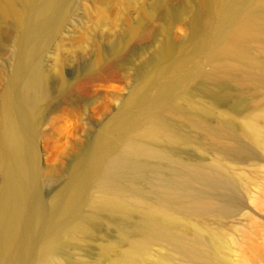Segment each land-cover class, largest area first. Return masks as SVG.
<instances>
[{"label":"bare ground","instance_id":"6f19581e","mask_svg":"<svg viewBox=\"0 0 264 264\" xmlns=\"http://www.w3.org/2000/svg\"><path fill=\"white\" fill-rule=\"evenodd\" d=\"M78 1H0L3 16L13 19L8 33H17L9 94L4 115L0 117V264H65L59 254L67 239L90 231L91 218H97L105 209L113 215L121 210L128 213L139 210L140 215L141 211L144 214L140 221L142 228H138H144L146 237L143 241L135 240L125 250L123 256L130 262L127 264L144 260L150 241H164L174 252L197 264H226L228 242L223 241L218 229L201 227L192 231L193 236H186L187 231L186 240L180 233L184 228L181 221L191 218L201 224L212 219L221 221L229 216L226 215L230 210L241 209L242 203L234 190L237 172L234 174L233 165L256 158L252 144L264 151V116L248 119L239 133L229 125H212L207 120L213 111L211 102H198L195 92L199 84L204 93L210 92L208 80L206 86L202 82L206 79L218 81L216 84L230 79L237 85H245L244 88L248 85L264 91V0H200L207 15L196 7L189 18L187 38L191 55L177 57L178 47L164 38L136 68L130 67L132 59L142 56L134 50L128 57L131 45L148 35L144 31L156 21L161 9L166 8L164 33L186 12L171 15L168 0H151L147 21L139 18L126 22L119 30L104 21L99 32L94 30L91 36L82 33L79 37L73 34L74 20L67 30L70 44L65 45L55 38ZM106 42V62H117V68L128 75L132 71L135 82L117 110L97 131L96 139L75 157L63 182L45 200L43 184L56 182L62 171L54 169L45 175L41 170L36 151L39 128L63 103L61 111L68 105L84 103L79 96L71 95L78 83L64 79L61 72L64 66L87 58L90 61L83 74L97 72ZM51 44L52 65H48L45 54ZM203 138L216 151L211 161L213 166L186 160L178 153L179 148L188 146L204 151V145L208 144ZM152 178L158 181L156 186L151 185L153 193L158 194L156 200L133 198L134 188L139 186H131L132 183L139 180L143 185ZM174 179L184 186L180 187ZM195 183L198 186L192 187ZM141 189L140 192L144 191ZM260 195L261 200L255 202L258 208L254 207L259 209L262 220L258 216L259 225L252 220L258 226L253 229L256 238L252 240L247 232L244 235L246 247L241 264H264V190ZM97 205L103 207L101 211V207L94 208L99 213L91 209L93 217L90 212L85 213L87 208ZM237 212L242 215L244 211ZM245 214L242 219H246ZM190 221L199 227L196 221ZM172 225L174 229L177 225L182 227L178 232L180 237L170 228Z\"/></svg>","mask_w":264,"mask_h":264},{"label":"rangeland","instance_id":"374dc122","mask_svg":"<svg viewBox=\"0 0 264 264\" xmlns=\"http://www.w3.org/2000/svg\"><path fill=\"white\" fill-rule=\"evenodd\" d=\"M199 2L200 0H189V2H186L185 0H168L167 7L168 10L171 11V15H176L179 11H185L186 14L181 19L176 20V22L170 27L169 31L164 33L162 28L164 20L163 14L165 13L166 8H162L157 16L156 21L149 25V28L146 29L147 31H144L145 33L147 32L146 34H148L145 36L146 38L144 37L140 40V42L138 40V42L136 41L131 45L132 50L130 49L131 52L128 53L127 56L130 57L133 51L137 50L142 56V59H139V57L133 58L130 67L132 66L133 68H136L140 66L142 62L140 60L144 61V59L146 60L149 58V56H151L154 52V48H156L159 42L164 38H168L172 44L178 47L176 51L177 57L191 55L190 40L187 38L190 32L189 18L191 14L194 13V9L196 7L201 8L204 16L207 15L206 9H204ZM150 3L151 0H79L74 7L72 16L65 23L64 27L61 29L55 39L61 40L65 45H69L70 39L67 38V30L70 27L69 23L74 20L75 23H73V29L75 31L73 30V34L77 37H79L82 33H86L88 36H91L94 34V30L99 32L100 28L104 27V24H102L104 21L107 26L115 25V30H119L126 22H134L139 18H143L147 21V6H149ZM16 8L20 10L18 5H16ZM12 21V18L4 17L0 11V31L2 32L0 33V117L4 115V109L8 97L7 95L9 94L8 81L12 73V61L14 55L17 52V33H8L10 25H12ZM80 26H82L83 29L78 28ZM210 29L211 25H209V30ZM210 41H213L212 37H210ZM107 45V42L103 45L104 52L101 57L100 66L98 68L99 71L97 69V72L93 73L92 75L83 74V70L86 68L88 63L87 61H90L89 58H87L75 63V65L66 67L64 66L61 72V76L64 79L78 83L77 87H73L71 95L73 96L72 93H74L72 98L79 96L83 99L84 103L82 105H68L65 111H61L63 108L62 106H64L63 103V105L56 112L49 116V123L47 122L45 125H42L39 128L36 151L41 170L45 175L49 174L54 169H59V172L62 171L61 174L58 173L57 179L55 180L56 182L48 183L46 181L43 184L42 196L45 200L50 198L58 188L57 186L63 182L65 174L70 170L72 164L75 161V157L86 151L92 141L96 139L97 131L117 110L119 102L127 95L129 86L135 82L136 78L134 75H132V71H130L131 73L128 75L126 71H122L117 68V62H106L108 57L106 54ZM51 46L52 44L49 45L45 54V61L48 65H52V60L49 56ZM127 56L125 58H128ZM223 80L226 79H222L218 84H216L218 81L216 82L212 79H206L205 81H202L205 86L207 81L210 92L204 93L202 91V86L200 87L199 84L198 87L196 86V98L198 102H211L209 104L211 105L213 111L212 114L207 116L209 123L212 125H229L228 127L232 126L231 128H237L233 130L239 133L240 130H243L240 127L244 125L248 119L255 116H264V91L262 92L261 90H255L248 85L247 88H244L243 86L245 85H237L235 81L232 82L230 79H227V81ZM248 87L252 89L250 90ZM63 101L64 99H62V102ZM207 141L208 140L206 138H203V142L208 144V146L204 145V149L206 148L204 150L205 152L203 151V148L201 149L197 147V149L188 146L182 147L181 149L179 148L178 153H180V155L186 160L192 162L195 161L199 164L202 163L210 165L214 160L213 158L216 155V151H214L215 149L213 148V145L209 144L210 141ZM207 147L210 151L207 150ZM259 147L260 146L258 145L252 144L254 154L256 153V158L254 156L251 158V160H245L241 163L233 165L235 168V171L233 169L234 174L237 172L235 174L237 179H235L236 182L234 183V190L236 189L235 191H237V196L240 199L239 201L242 203L240 205L243 207H241V209L237 207L236 209H239L241 213L244 211L242 215L245 213L249 214V217L245 216V214L243 217L246 219H242V215L238 213L237 210L232 209V211L230 210L231 213L229 212L230 214L227 213L226 215L229 216L224 217V220L222 219L221 221L212 219L207 221L205 224H203V222L201 224L197 223L195 219L191 218L193 220L189 219L186 221H181L182 224L178 222L182 227L185 228L186 226V229L188 228L186 231L184 228L181 229L182 231H180V228L182 227L178 225L175 227V229L172 228L173 225L170 227L172 230L177 231V233L180 231L182 235L184 234L182 238H186L185 233L187 234V231L188 235L186 236H193L192 231L194 229H200L201 227V229L210 228L215 231L219 230V234L221 233L223 235V241L228 242L229 250H227L229 252L227 253L228 257H226L229 260L226 262V264H236V262L241 264V260L244 255L243 253L245 252L244 247H246V234L249 233L247 235H250L252 240L253 237L256 238L254 236V230L256 228L258 229V226H256L252 220H256L255 222L257 225H259V222L257 221L259 220V217L260 222L262 220L261 214L258 211L259 209H257L258 204H256L261 200L260 194H262L264 190V171H262L264 170L262 168L264 166V151L261 150V147L259 149ZM212 151L215 153H212ZM259 164L263 166L261 167ZM259 168L262 170H259ZM222 176L225 175L223 174ZM237 180L242 181L238 182ZM150 181V183L147 182L146 184L144 181H141L144 182L146 186L144 184L143 186L139 180L134 181L135 183L131 182V186H139L137 189L132 187L135 189L133 198L136 199L138 197H143V199L146 201L151 202L156 200L158 194L156 195L153 193L154 191L151 190V185L156 186L158 181L153 178L152 180L150 179ZM174 182L176 183L177 181L175 180ZM241 183H244V187H242L243 184ZM176 184H178L180 187L184 186V183H181L180 185L179 181ZM193 185L194 187L195 185L196 187L198 186L197 183L192 184L191 186L193 187ZM141 186L142 189L140 188ZM147 186L148 188H146ZM140 189L144 191L140 192ZM143 192L144 194L142 195ZM250 199L254 200L250 201ZM250 202H253L252 204L254 205H252ZM255 205L257 208L254 207ZM91 207L87 208L85 213L90 212L89 214L91 217H93L95 214L92 215V211L94 213L96 210H98L94 209L97 208L98 205L93 207L94 210ZM100 207L98 208H100L101 211L103 207ZM105 210L101 211L102 213L100 211L95 212L96 214L100 212V214H98V216L96 215L97 218H91V224H93L91 225L92 229L90 231L82 232L83 234L81 235L79 234L81 232H79V235L76 234V237L74 236L75 238L73 237L72 239H67L65 247L63 246L60 249V254L58 253L59 256L65 261V264L130 263L129 261L125 260L123 253L125 255L129 249V246L133 242H137L138 240L143 241L145 239L146 234L144 228L142 230L138 228L141 225L140 221H143L144 219V214L141 211L140 215L139 210V213L136 211H129L128 213L121 210L123 213L121 214V211H116V213L118 212V215L115 216V212L113 215V212L110 213V211L107 212V209ZM234 211H236V213ZM190 220L192 222L196 221V223L199 224V227L197 228L195 226V228L193 225L194 223L190 224L188 222ZM176 224H174V226H176ZM190 227L193 228L190 229ZM140 228H142V226ZM173 233L175 234V232ZM142 235H144V237ZM178 236L180 237L179 233ZM188 238L189 237H187L186 240H188ZM164 244V241H150L146 249L147 252L144 255V260L146 259V261L142 260L137 264H197L191 262L189 259L187 260L184 255L182 256V254H179L178 251L174 252L169 246H167V244ZM226 252L227 251L225 250L224 254ZM157 261L161 262L157 263Z\"/></svg>","mask_w":264,"mask_h":264}]
</instances>
